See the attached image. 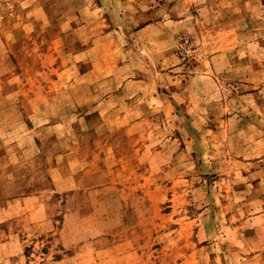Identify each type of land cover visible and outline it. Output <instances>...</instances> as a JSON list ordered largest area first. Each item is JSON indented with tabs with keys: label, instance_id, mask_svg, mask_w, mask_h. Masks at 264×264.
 <instances>
[{
	"label": "rangeland",
	"instance_id": "1",
	"mask_svg": "<svg viewBox=\"0 0 264 264\" xmlns=\"http://www.w3.org/2000/svg\"><path fill=\"white\" fill-rule=\"evenodd\" d=\"M0 264H264V0H0Z\"/></svg>",
	"mask_w": 264,
	"mask_h": 264
}]
</instances>
